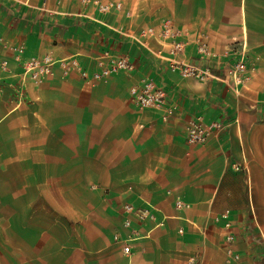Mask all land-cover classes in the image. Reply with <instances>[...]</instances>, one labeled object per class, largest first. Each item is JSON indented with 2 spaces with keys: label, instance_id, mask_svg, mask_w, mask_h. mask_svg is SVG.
<instances>
[{
  "label": "crops",
  "instance_id": "obj_1",
  "mask_svg": "<svg viewBox=\"0 0 264 264\" xmlns=\"http://www.w3.org/2000/svg\"><path fill=\"white\" fill-rule=\"evenodd\" d=\"M123 2L99 15L69 0H0V264H264V0ZM165 19L189 60L198 41L216 53L244 42L249 80L238 96L172 73L116 32ZM106 49L129 53L137 70L86 86L56 62L18 96L22 62L50 55L90 71ZM145 78L176 106L166 122L133 103L130 88ZM195 117L228 126L189 147ZM133 231L126 256L114 236Z\"/></svg>",
  "mask_w": 264,
  "mask_h": 264
},
{
  "label": "built area",
  "instance_id": "obj_2",
  "mask_svg": "<svg viewBox=\"0 0 264 264\" xmlns=\"http://www.w3.org/2000/svg\"><path fill=\"white\" fill-rule=\"evenodd\" d=\"M16 2L17 0H9ZM82 7L93 6L99 15H107L110 12H122L124 9L123 0H69ZM129 16V13H126ZM116 32L128 42L136 44L145 49L149 55L161 63L167 70L176 73L182 78H190L197 81H216L221 83L228 91L238 96L240 88L249 80L248 50L246 45L241 43L237 47L227 46L222 53L212 51L204 42L195 43V59L185 58L188 42L182 39L181 30L170 19L163 20L158 26H145L138 32L119 28ZM157 44L156 48L151 46V42ZM22 49H18L21 54ZM19 61V56L16 57ZM63 69V74L67 75L75 70L79 73L83 83L86 86L105 80L113 74L125 73L131 74L137 70V63L132 60L127 52L121 53L113 49H106L93 58V69L90 71L83 68L75 59L53 60L50 55H44L41 58H30L22 62V74L19 81L18 96L22 95V87L27 79L33 82H39L41 79L51 74L54 63ZM2 66L6 63L2 62ZM130 94L134 105L140 111L151 108L161 111V121L166 122L176 111V106L168 104L166 93L153 79H142L138 84L130 88ZM228 123L222 120L204 122L201 117H195L188 122L185 131V143L187 146L205 145L210 139L218 135L227 128ZM177 205H180L179 203ZM124 210L137 217L138 220L153 219L148 209H135L131 205H125ZM129 221L124 222L125 227H129ZM227 228L230 226L227 224ZM181 232V230L179 231ZM139 235L137 232L121 239L114 236V241L120 243L121 251L124 255L131 254L130 242ZM224 240L231 244L234 236L227 233ZM229 260H238L237 254L228 248ZM188 264H195V258H189Z\"/></svg>",
  "mask_w": 264,
  "mask_h": 264
}]
</instances>
